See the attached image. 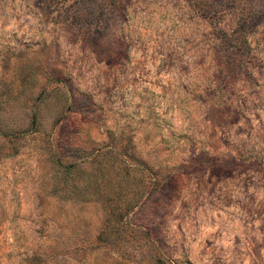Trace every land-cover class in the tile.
<instances>
[{"label":"rangeland","instance_id":"374dc122","mask_svg":"<svg viewBox=\"0 0 264 264\" xmlns=\"http://www.w3.org/2000/svg\"><path fill=\"white\" fill-rule=\"evenodd\" d=\"M0 264H264V0H0Z\"/></svg>","mask_w":264,"mask_h":264}]
</instances>
